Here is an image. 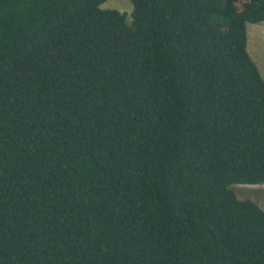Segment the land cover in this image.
Masks as SVG:
<instances>
[{"label": "trees", "instance_id": "trees-1", "mask_svg": "<svg viewBox=\"0 0 264 264\" xmlns=\"http://www.w3.org/2000/svg\"><path fill=\"white\" fill-rule=\"evenodd\" d=\"M0 0V264H264V0Z\"/></svg>", "mask_w": 264, "mask_h": 264}, {"label": "rangeland", "instance_id": "rangeland-1", "mask_svg": "<svg viewBox=\"0 0 264 264\" xmlns=\"http://www.w3.org/2000/svg\"><path fill=\"white\" fill-rule=\"evenodd\" d=\"M100 7L117 9L125 13L129 19L132 3L130 0H106ZM246 29L248 34V53L256 63L264 79V21L247 23ZM231 188L238 198L252 200L264 209V184H233Z\"/></svg>", "mask_w": 264, "mask_h": 264}, {"label": "crops", "instance_id": "crops-1", "mask_svg": "<svg viewBox=\"0 0 264 264\" xmlns=\"http://www.w3.org/2000/svg\"><path fill=\"white\" fill-rule=\"evenodd\" d=\"M247 46H248V34H247Z\"/></svg>", "mask_w": 264, "mask_h": 264}]
</instances>
